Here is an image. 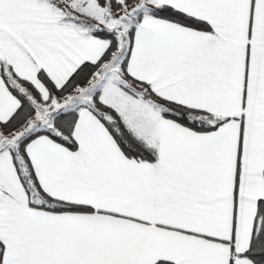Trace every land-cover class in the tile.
<instances>
[{"label": "snow or ice", "instance_id": "obj_1", "mask_svg": "<svg viewBox=\"0 0 264 264\" xmlns=\"http://www.w3.org/2000/svg\"><path fill=\"white\" fill-rule=\"evenodd\" d=\"M0 264H264V0H0Z\"/></svg>", "mask_w": 264, "mask_h": 264}]
</instances>
